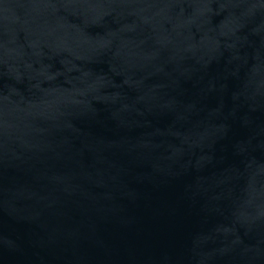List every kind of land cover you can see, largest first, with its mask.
I'll return each mask as SVG.
<instances>
[{"label": "water", "instance_id": "95a60500", "mask_svg": "<svg viewBox=\"0 0 264 264\" xmlns=\"http://www.w3.org/2000/svg\"><path fill=\"white\" fill-rule=\"evenodd\" d=\"M0 264H264V0H0Z\"/></svg>", "mask_w": 264, "mask_h": 264}]
</instances>
